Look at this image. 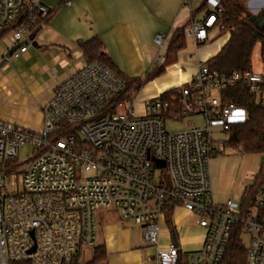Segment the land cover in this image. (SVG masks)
I'll use <instances>...</instances> for the list:
<instances>
[{
  "label": "built area",
  "instance_id": "1",
  "mask_svg": "<svg viewBox=\"0 0 264 264\" xmlns=\"http://www.w3.org/2000/svg\"><path fill=\"white\" fill-rule=\"evenodd\" d=\"M49 13L40 0H0V37L19 46L12 57L28 50ZM222 13L221 0H205L203 16L191 21L187 34L206 41ZM155 43L156 64L163 65L167 35L158 33ZM125 85L102 62L85 61L55 87L41 128L0 119V264H71L96 246V212L106 207H116L142 226L145 243L156 245V220L172 204L192 212L206 236L190 252L172 242L158 251V264H176L183 253L189 264H223L237 222L251 236L246 264H264V181L246 206L233 199L220 203L210 171L217 150L213 129L228 133L234 123L249 118L245 107L226 97V90L244 86L264 105V50L249 71L224 75L201 64L191 83L178 88L180 99L161 102L159 95L144 103L141 114L134 110L135 99L110 109ZM197 114L204 116L203 127L166 128L167 120ZM60 130L73 132L53 138ZM27 142L36 147V155L16 174L13 161Z\"/></svg>",
  "mask_w": 264,
  "mask_h": 264
},
{
  "label": "crops",
  "instance_id": "2",
  "mask_svg": "<svg viewBox=\"0 0 264 264\" xmlns=\"http://www.w3.org/2000/svg\"><path fill=\"white\" fill-rule=\"evenodd\" d=\"M40 1L52 11L50 20L26 52L18 58L11 56L0 68V119L32 129L43 126L44 107L53 98L55 87L86 61L82 45L89 39H101L116 68L129 78L143 81L136 96L146 103L166 90L190 84L200 65L207 64L231 38L230 32L220 35L223 30L215 25L206 41L197 42L187 34V28L203 16V9L181 7L180 0H171L175 8L168 6L170 0H166L165 8H157L154 0H143V5L141 0H85L83 4L78 0L71 6L62 0L57 8L59 0ZM184 26L185 46L169 54L164 70L147 80L149 73L160 70L155 36L167 35L168 53L174 32ZM257 45L255 61L262 49L260 43ZM11 48L8 39L0 37V62ZM171 217L175 233L164 214L156 220L158 244L148 245L142 226L129 219L110 220L105 215L101 227L97 224L96 244L106 249L103 264H158V251L172 242L184 251L188 249L186 252L200 248L206 229L197 217L182 205L174 207Z\"/></svg>",
  "mask_w": 264,
  "mask_h": 264
},
{
  "label": "trees",
  "instance_id": "3",
  "mask_svg": "<svg viewBox=\"0 0 264 264\" xmlns=\"http://www.w3.org/2000/svg\"><path fill=\"white\" fill-rule=\"evenodd\" d=\"M223 13L218 17V25L222 30L230 32L231 38L222 50L212 57L207 65L218 70L224 75H230L234 70L249 71L252 69L253 53L256 45L261 44L264 50V30H259L255 26V22L251 21L252 13L248 10L245 0H221ZM204 8V3L200 7ZM264 14V9L259 10L257 17ZM52 15V11L44 21L47 23ZM40 27L36 28L39 31ZM186 44V26L177 28L168 47V55L175 54ZM83 53L86 61L98 60L111 68L114 72L121 75L126 85L124 90L110 103V109L114 110L116 105L121 102L132 103L141 88L143 81L139 79L129 78L122 74L114 64L112 58L105 52L101 39L95 37L85 41L82 45ZM160 65L157 73H149L147 80H150L164 70V66ZM181 97V91L178 88H172L163 92L159 99L161 102H169L172 98L177 100ZM226 97L235 101L239 105L246 108L249 118L245 121L234 123L228 130L229 138L227 143L231 146L241 147L242 151L248 153H259L264 155V105L258 103L250 91L244 86H236L226 90ZM73 130L58 131L53 138L63 137ZM14 162V161H13ZM264 181V161L261 167L260 175L254 185L248 189L247 196L242 199V205L246 206L250 203L258 188ZM175 205L172 204L166 211L167 222L175 233L172 222V211ZM243 227L237 222L232 229L228 246L225 252L223 264H246L247 247L242 240ZM106 249L102 245H96L93 249L92 259L87 264H98L106 259ZM11 264H31L29 261H14ZM71 264H81L79 256ZM176 264H189L188 255L181 254Z\"/></svg>",
  "mask_w": 264,
  "mask_h": 264
},
{
  "label": "rangeland",
  "instance_id": "4",
  "mask_svg": "<svg viewBox=\"0 0 264 264\" xmlns=\"http://www.w3.org/2000/svg\"><path fill=\"white\" fill-rule=\"evenodd\" d=\"M72 0L71 5H76ZM83 4L85 0H79ZM205 0H180L179 5L185 8H200ZM62 0H59L55 8H57ZM166 0H154V4L157 8H165ZM175 2V0H173ZM171 0L168 2L170 8H175L176 4ZM248 10L252 14L259 12L258 7H264V0H245ZM144 1L141 0L143 5ZM70 5V6H71ZM48 6V5H47ZM66 6H69L66 4ZM49 7V6H48ZM228 31H220V35L226 34ZM218 36V35H217ZM158 48V46L156 47ZM159 49V48H158ZM258 45L255 47V53L258 55ZM167 64V63H165ZM139 95V93L137 94ZM134 110L137 114H141L144 111V102L139 100V97H135ZM205 125L204 116L201 114L188 115L181 121L167 120L166 128L170 132H179L187 130L192 127H203ZM214 138L217 141V150L211 156L210 159V171L213 184V191L217 196L220 203L226 202L227 199H233L235 202H242L244 192L254 185L260 175L261 167L264 161V155L259 153H248L242 151L241 147L231 146L227 143L229 135L221 128H214ZM36 147L27 142L20 149L17 158L14 160V164H17V168L14 171L16 174L23 172L28 166L30 160L36 155ZM157 178L161 174V169L157 170ZM16 178H11L10 181H14ZM110 217V220H127L125 219L116 207L100 208L96 212V220L98 228L101 227V222L104 216ZM242 240L245 246L248 248L251 240L249 233L242 232ZM188 249H186L187 251ZM93 255L92 249L83 250L79 257L81 264H87ZM103 264V261L98 262Z\"/></svg>",
  "mask_w": 264,
  "mask_h": 264
},
{
  "label": "water",
  "instance_id": "5",
  "mask_svg": "<svg viewBox=\"0 0 264 264\" xmlns=\"http://www.w3.org/2000/svg\"><path fill=\"white\" fill-rule=\"evenodd\" d=\"M251 21H254L255 22V26L259 29V30H264V14H260L259 17L256 16V14H253L252 17H251ZM35 43V42H34ZM18 45L17 46H14L12 47L8 52L7 54L5 55V58L0 62V68L7 62L8 59L11 58L13 52L15 50L18 49ZM160 163H163V161H161Z\"/></svg>",
  "mask_w": 264,
  "mask_h": 264
}]
</instances>
